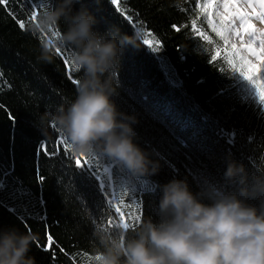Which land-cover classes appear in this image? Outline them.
I'll return each mask as SVG.
<instances>
[{
  "label": "trees",
  "instance_id": "trees-1",
  "mask_svg": "<svg viewBox=\"0 0 264 264\" xmlns=\"http://www.w3.org/2000/svg\"><path fill=\"white\" fill-rule=\"evenodd\" d=\"M44 3L0 4V229L37 233L29 253L37 264H92L93 231L119 222L121 199L157 219L158 185L174 178L193 191L210 190L222 182L228 159L264 174V106L239 90L235 58L212 31L220 20L208 0H82L100 32L117 25L140 33L139 50L129 47L121 58L116 100L138 117L136 142L160 167L135 180L100 156L77 167L63 134L38 121L46 109L75 99L73 80L82 74L71 65L70 49L52 63L38 60L39 39L27 23ZM121 207L127 217L130 210ZM47 235L54 239L50 249Z\"/></svg>",
  "mask_w": 264,
  "mask_h": 264
},
{
  "label": "clouds",
  "instance_id": "clouds-1",
  "mask_svg": "<svg viewBox=\"0 0 264 264\" xmlns=\"http://www.w3.org/2000/svg\"><path fill=\"white\" fill-rule=\"evenodd\" d=\"M97 24L82 0H45L30 16L38 60L52 63L70 49V62L82 73L75 99L46 109L39 125L61 132L75 156H100L130 180L156 175L158 161L136 142L138 117L116 100L121 58L129 47L139 50L140 33L129 35L117 25L102 33ZM158 191L157 219L140 217L134 228L120 221L96 225L92 264H264V174L252 175L242 161L228 159L222 182L210 190L193 191L186 179L174 178ZM38 239L32 231L0 229V264H37L29 253Z\"/></svg>",
  "mask_w": 264,
  "mask_h": 264
},
{
  "label": "snow or ice",
  "instance_id": "snow-or-ice-1",
  "mask_svg": "<svg viewBox=\"0 0 264 264\" xmlns=\"http://www.w3.org/2000/svg\"><path fill=\"white\" fill-rule=\"evenodd\" d=\"M252 0H249L251 3ZM256 4L260 7L261 11L257 14V19L264 22V0H255ZM9 0H0V4L7 5ZM114 5H119L120 0H111ZM215 0H208V7L211 8ZM223 8L227 10L231 5L232 11L221 14L219 27L215 24L212 25V31L223 41L224 44H229L231 37L234 35L240 41V48H237L235 43L230 44L231 52L236 61V67L234 71L238 73V87L241 93L248 99L257 102L259 105L264 106V31L258 30L253 23H251V16L239 12L235 7L233 0H222ZM40 5L39 7H41ZM35 11L31 13L34 15ZM30 15V16H31ZM131 19V17H129ZM237 22L238 25H237ZM196 21L193 20L192 24L195 25ZM19 26L25 28L24 21L19 22ZM177 31L179 29L177 28ZM203 35V33H200ZM247 36L248 40L245 41L244 37ZM207 39V37H205ZM144 44L150 45L151 42L148 39L143 41ZM253 44H258L257 47H252ZM243 53V54H242ZM215 59V57H213ZM68 63V61H65ZM232 63V61H229ZM72 65V63H71ZM73 66V65H72ZM77 79L73 82L76 84ZM223 134V130L221 133ZM234 134V133H232ZM66 149H69L67 143L64 144ZM47 149H45L46 151ZM55 154L54 152L52 153ZM98 156L92 158L78 157L75 156V165L83 168L89 164L90 161L97 160ZM83 161V162H82ZM104 172L111 175V169L109 167L104 168ZM124 194H128V188L125 187ZM129 209L127 217L125 212L122 211V207ZM139 205L126 204L123 199L120 200L119 205L115 206V212L119 214V221L122 222L126 227H135V222L142 217V211H139ZM131 221V223L129 222ZM112 224V221H108ZM47 248H51L54 239L52 235H47ZM86 255V254H85ZM93 260V257L90 258Z\"/></svg>",
  "mask_w": 264,
  "mask_h": 264
},
{
  "label": "rangeland",
  "instance_id": "rangeland-1",
  "mask_svg": "<svg viewBox=\"0 0 264 264\" xmlns=\"http://www.w3.org/2000/svg\"><path fill=\"white\" fill-rule=\"evenodd\" d=\"M233 2L235 4V7L239 10V12L248 14L251 16V23H253L258 30L264 31V22H261L260 20L257 19V14L260 13L261 9L256 4L255 0H252L251 3H249V0H233ZM225 11L231 12L232 11L231 5L229 6L227 10H225L223 8L222 0H216L215 7L213 9L214 17L220 20L221 14L224 13ZM238 23L239 22H237V25ZM244 39L245 41H247L248 37L245 36ZM232 43H235L237 45V48L241 47L240 41L238 40L237 37L233 35L230 39L229 44H225L226 51L230 53H232L230 49V44ZM252 47L258 48V44H253Z\"/></svg>",
  "mask_w": 264,
  "mask_h": 264
}]
</instances>
